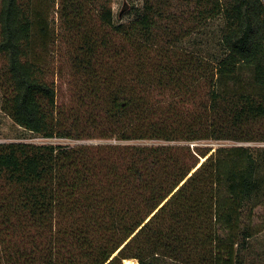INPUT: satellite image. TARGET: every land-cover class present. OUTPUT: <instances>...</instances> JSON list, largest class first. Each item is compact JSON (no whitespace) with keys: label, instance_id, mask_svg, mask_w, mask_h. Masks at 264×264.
<instances>
[{"label":"trees","instance_id":"1","mask_svg":"<svg viewBox=\"0 0 264 264\" xmlns=\"http://www.w3.org/2000/svg\"><path fill=\"white\" fill-rule=\"evenodd\" d=\"M57 11L72 104H55L32 57L40 17L0 0L2 109L44 137L117 142L0 143V264H243L232 246L254 232L264 145L201 160L188 144L125 141L264 142V0H143L117 22L111 0H59ZM216 17L217 53L180 46Z\"/></svg>","mask_w":264,"mask_h":264},{"label":"rangeland","instance_id":"2","mask_svg":"<svg viewBox=\"0 0 264 264\" xmlns=\"http://www.w3.org/2000/svg\"><path fill=\"white\" fill-rule=\"evenodd\" d=\"M59 0H22L26 5H30L33 13L40 18L34 20L32 26V50L31 54L34 59L41 62L45 67V77L52 81L55 89V104L57 106H69L72 104L73 91L76 84L74 73L68 58V51L71 42L68 40L69 33L58 13ZM143 0H111L113 12V20L127 21L133 16L130 11V4L134 3L140 6ZM94 5L90 6L89 17L96 23V12ZM93 22V21H92ZM222 19L216 17L205 22L202 29L186 37L179 44L186 49L199 51L203 55L209 53H217V39ZM1 64V60H0ZM153 96L157 95L153 91ZM7 142H26L33 144H53L62 146H75L79 144L97 146L105 143H116L114 138H67V137H44L38 133L29 131L17 124L1 106V90H0V143ZM140 144H188L191 149L196 151V156L200 151H207V154L218 146H230L233 144L244 145H264V142H245L233 140H200L194 142L185 141H162L155 139H142L125 141ZM202 160V159H201ZM253 213L249 221L253 235L248 239L247 247L238 249L234 244V251H241L243 264H264V196L261 202L252 209ZM226 244H220L223 249ZM222 249V250H223ZM137 263V261L135 260Z\"/></svg>","mask_w":264,"mask_h":264},{"label":"bare ground","instance_id":"3","mask_svg":"<svg viewBox=\"0 0 264 264\" xmlns=\"http://www.w3.org/2000/svg\"><path fill=\"white\" fill-rule=\"evenodd\" d=\"M203 159V158H202ZM123 264H137L134 259L132 258H125L123 260Z\"/></svg>","mask_w":264,"mask_h":264}]
</instances>
